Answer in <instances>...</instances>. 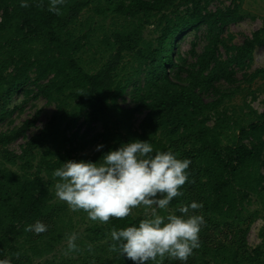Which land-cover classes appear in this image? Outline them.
Listing matches in <instances>:
<instances>
[{"label": "trees", "instance_id": "1", "mask_svg": "<svg viewBox=\"0 0 264 264\" xmlns=\"http://www.w3.org/2000/svg\"><path fill=\"white\" fill-rule=\"evenodd\" d=\"M208 1L66 0L60 6L63 15H56L48 11V0L43 9L33 0H28L27 8L20 6L21 0H0V122L11 113L7 105L15 93L32 92L25 88L29 83L36 88L34 96H43L56 107L20 153L6 145L23 137L38 113L0 131V261L30 264L41 257L39 264H51L47 254L59 253L62 258L72 233L96 245L106 239L102 247L106 251L113 243V229L138 226L146 218L145 213H132L84 228L73 221L68 208L54 207L51 187L59 178L52 174L64 162L76 160L73 153L82 142L76 140V131L67 135V130L82 119L87 126L99 122L102 127L95 139L103 148L84 156L86 161L98 162L105 153L134 140L149 141L154 152L171 151L178 159L191 160L186 170L190 175L180 189L184 195L174 198L166 212L158 210L161 215H182L180 206L203 204L195 212L205 219L201 246L186 262L172 259L174 264H264L260 245L250 249L244 236L232 242L216 237L225 229L243 231L240 224L247 226L254 216L252 212L246 217V208L258 199L264 205V110H251L255 115L242 123L228 105L240 88L235 66L247 65L254 47L264 44V28L241 44H228L222 31L243 17L238 3L233 0L231 6L208 10ZM84 9L114 21L99 40L104 60L93 70L85 68L81 58L94 28L89 18H81ZM200 25L205 26V42L200 53L192 50L195 60L173 55L176 36ZM260 75L264 77L263 69L247 79ZM140 76L142 82L136 84ZM222 80L229 86L222 88L218 84ZM130 86L134 104L126 106L120 99ZM137 113L143 116L134 128ZM36 221L46 224L47 231L39 235L25 231ZM109 251L116 264H135L118 251ZM94 256L99 260L89 259L91 264L101 263L102 256Z\"/></svg>", "mask_w": 264, "mask_h": 264}, {"label": "clouds", "instance_id": "2", "mask_svg": "<svg viewBox=\"0 0 264 264\" xmlns=\"http://www.w3.org/2000/svg\"><path fill=\"white\" fill-rule=\"evenodd\" d=\"M41 9L45 0H33ZM66 0H48V11L63 15ZM21 7H29L28 0H21ZM83 94V93H81ZM103 145L97 146V151ZM191 160L178 159L171 151L154 152L149 141L134 140L118 149L105 153L98 162L68 160L53 172L59 178L55 184V197L66 202L72 210L83 209L92 221L107 223L110 218H125L139 206L146 210L139 225L111 231V250L135 262L149 264L165 258L186 262L201 244L199 233L205 224L203 215L195 212L203 208L193 201L182 205V215H161L167 211L174 198L183 196L181 189L190 175ZM48 226L40 221L26 226L25 231L41 234ZM72 233L67 238L69 252L78 251ZM89 250L92 245H88ZM167 254V257L166 255ZM0 264H9L7 260Z\"/></svg>", "mask_w": 264, "mask_h": 264}, {"label": "rangeland", "instance_id": "3", "mask_svg": "<svg viewBox=\"0 0 264 264\" xmlns=\"http://www.w3.org/2000/svg\"><path fill=\"white\" fill-rule=\"evenodd\" d=\"M235 3H238L243 17L237 21L230 22L223 27L222 36L226 38L228 44H241L245 37L251 36L253 31L259 28H264V0H236ZM232 4L233 0H209L206 4V8L208 10H215L216 8H225L226 6H231ZM81 18H89L90 23H92L94 27L89 39L90 42L86 45L85 51L81 53L82 64L89 70L97 69L104 60V58L99 56V52L102 49V45L99 40L102 38L104 33L108 34L110 32L111 27L109 26L112 25L114 21L111 16H107L104 19L97 17L92 9H84L81 13ZM204 31L205 26L200 25L198 28H190L189 30L178 34L175 39L176 45L173 55L177 58L181 57L186 59L189 62L194 61L195 55H193L192 50L196 53L201 52L202 46L205 42L203 39ZM223 50V48L220 49L224 56L225 52ZM180 62H183V60H180ZM257 69L264 70V44L256 45L254 47L252 57L247 65L243 68L235 66L236 77L238 79L235 84H240V88L228 105L235 108V116L239 121H242V123H244V121L247 122L248 119L250 120V118L255 115L251 110H255L256 113H261L264 110V77L260 75L252 80L247 79L250 77V73ZM245 74L247 76L244 79ZM142 77L143 76H140L139 82H136V84L142 82ZM218 84H220L222 88L229 86L223 80L218 82ZM25 88L32 92L25 94L24 90L20 89L17 93H15L7 105V109L11 110V113L8 114L2 122H0V131H5L13 126H19L21 122L33 116L35 112L38 113L34 123L28 128L25 135L6 145L8 150L15 153L21 152V147L28 137L37 133L56 111V107L53 102L47 101L43 96L33 95L36 88L32 83H29ZM131 89L132 87L130 86L125 96L120 99V102L123 105L128 106L134 104ZM142 116V113L135 114V118L132 122V126L134 128L138 126ZM208 123L211 124L212 120H209ZM75 131L77 132L76 140L82 142V147L73 154L76 161L85 160L84 156L92 155L97 151V146L100 145V141L95 139V135L102 131L101 124L99 122H93L91 125L87 126L82 123V119H79L74 126L67 130V135ZM230 137L231 135H228L224 141H227ZM57 139L62 140L61 133H58ZM244 142H246V140H244ZM60 145H62V142L59 143V146ZM67 146L68 145H66V147ZM261 173H264V168L261 169ZM57 182L59 181H54V184L51 187L54 207L68 208L67 210L70 211L73 221L78 222L79 224L83 223L84 228L88 223L94 224L95 222H98L90 220L88 218V213L83 209L72 210L66 202L60 201L57 197H55V184ZM246 209L247 210H245L244 213L246 217L252 212H254V216L247 226L246 224H240L243 228H245L243 231L233 232V229H231V231L230 229H225L224 235L223 233L217 234L216 237L225 242H232L234 238L235 240L240 241V238L244 236L245 243L250 249L260 245L262 247V251L264 252V205L261 204L258 199V201L252 203ZM146 211L150 210H146L144 206H139L134 209L132 213L142 214L146 213ZM234 235L236 236L234 237ZM105 241L106 239H102L100 242H97L96 245L89 243V240L83 235H79L76 240V244L79 249L78 251L69 252L67 248V251L64 252L62 258L59 257V253L55 252L47 254V258L51 264H64L63 262L67 259L70 260V264H91V260L89 261V259L99 260V258L94 255H101L102 260L99 264H116L115 255H112L109 251L111 249L107 247L106 251L102 249ZM86 244L92 245V249L87 250ZM165 255L167 257V254ZM40 259L41 257H35L33 262L30 264H39L38 262ZM5 260L8 261L7 258L2 261ZM171 260L172 259L165 258L161 261L158 257L157 261H149V264H174ZM195 262L196 261H194V263ZM9 264L11 263L9 262ZM242 264L248 263L243 262Z\"/></svg>", "mask_w": 264, "mask_h": 264}]
</instances>
